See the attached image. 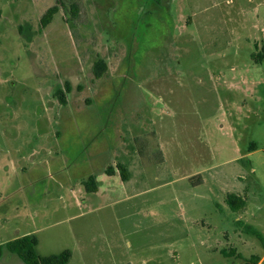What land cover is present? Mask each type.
Here are the masks:
<instances>
[{
	"label": "rangeland",
	"instance_id": "374dc122",
	"mask_svg": "<svg viewBox=\"0 0 264 264\" xmlns=\"http://www.w3.org/2000/svg\"><path fill=\"white\" fill-rule=\"evenodd\" d=\"M57 2L0 0V244L223 264L227 193L264 188V0H83L43 28Z\"/></svg>",
	"mask_w": 264,
	"mask_h": 264
},
{
	"label": "crops",
	"instance_id": "0c3cea01",
	"mask_svg": "<svg viewBox=\"0 0 264 264\" xmlns=\"http://www.w3.org/2000/svg\"><path fill=\"white\" fill-rule=\"evenodd\" d=\"M256 186L254 190L258 192H250V187L239 186L237 191L227 193V196L233 194L243 201V203L240 201L236 210H233L227 203V196L224 200L223 236L225 243L221 251L223 264H264V246L258 237L249 232V229H253L264 238V199L262 197L264 188L261 185ZM227 223L231 224V229ZM201 245L203 256L198 258L199 264H214V261L218 260L217 249L207 245L204 241ZM191 247L197 250L196 244H191ZM143 262L146 263V261ZM0 264H24V262L17 255L4 250Z\"/></svg>",
	"mask_w": 264,
	"mask_h": 264
},
{
	"label": "trees",
	"instance_id": "16d2710c",
	"mask_svg": "<svg viewBox=\"0 0 264 264\" xmlns=\"http://www.w3.org/2000/svg\"><path fill=\"white\" fill-rule=\"evenodd\" d=\"M61 9H63L69 16V22L75 24V21L82 17V13L84 11L83 0H58L57 4L50 8L42 17L41 26L44 28L48 24H50L53 17ZM106 69V62L104 60H99L94 64L93 67L94 76L96 78H101ZM66 88L68 91H70L69 84L66 85ZM58 93H61V91H59ZM62 102H64V99L62 100ZM118 169L123 181H127V169L122 165H118ZM105 173L109 176H113L115 174V170L112 167H109ZM83 184L87 193H97L98 185L95 176H90L87 181L83 182ZM240 201V198L236 195L231 194L227 196V203L233 210H236V208L239 206ZM241 202L243 203V201ZM249 232L258 237L262 242H264V238L257 231L249 229ZM37 247L38 239L33 235H26L21 238L8 241L5 244H0V258L2 257L4 250L17 255L24 262V264H69L72 258V253L68 250L63 251L60 254L41 256L38 254Z\"/></svg>",
	"mask_w": 264,
	"mask_h": 264
}]
</instances>
